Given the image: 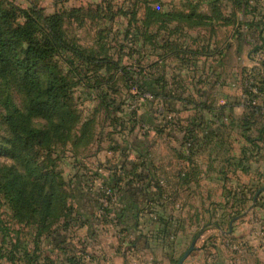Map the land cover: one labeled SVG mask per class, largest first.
I'll list each match as a JSON object with an SVG mask.
<instances>
[{
  "label": "crops",
  "instance_id": "0c3cea01",
  "mask_svg": "<svg viewBox=\"0 0 264 264\" xmlns=\"http://www.w3.org/2000/svg\"><path fill=\"white\" fill-rule=\"evenodd\" d=\"M194 45L185 44L183 49L193 52L195 63L183 65L170 53L155 59L159 70V64H173L171 87L178 84L184 89L181 99L175 100L174 121L180 130L166 135L165 147L149 148L148 156L138 149L140 155L146 154L126 156L131 162L118 165L115 172L121 183L131 178L137 185L120 197L132 206L123 218H137V224L131 231L120 230L124 237L116 242L127 245L122 251L117 247L111 263L102 259L94 264H176L192 241L195 249L182 264H264V190L253 200L264 187V113L245 105L241 89V76L254 63L247 47L239 53L234 47L228 55L240 62L226 71L218 50L208 55L212 63L205 64L204 42ZM154 66L147 70L156 75ZM255 70L254 80L258 74L262 78L258 81L262 99L264 76ZM145 160L151 169L144 170L138 181L134 176ZM241 208L231 232L229 221L222 229L225 219ZM234 242L241 244L233 249Z\"/></svg>",
  "mask_w": 264,
  "mask_h": 264
},
{
  "label": "trees",
  "instance_id": "16d2710c",
  "mask_svg": "<svg viewBox=\"0 0 264 264\" xmlns=\"http://www.w3.org/2000/svg\"><path fill=\"white\" fill-rule=\"evenodd\" d=\"M64 15L63 12L45 14L42 8L34 5L23 8L7 0H0V107L9 132L8 147L3 151L19 164V167L15 164L0 167V194L7 201L17 223L35 225L34 231L29 233L33 243L28 241L20 250L22 264H82L81 259L74 253H69L63 262H56L49 257H43L38 249L42 238H50L61 232L59 230L66 231L75 225L90 223L89 215L81 211L78 200V194L84 193V184L80 180L66 181L55 165L60 160V156L58 158L56 154L65 146L70 144L71 149L78 154L96 137L95 115L88 119L82 117L73 101L72 89L77 84H82L96 93L99 111L113 121L115 126H121L123 123L120 122V117H114L120 103L111 96L118 89L113 77L116 72L124 84L131 82L136 90L149 92L153 98H160L164 102L173 104L175 100L181 99L184 92L178 84L172 88L165 80L164 73L159 76L149 73L147 69L158 63L155 61L141 65L140 59L134 56L135 53L149 47L153 50L151 52L160 51L156 55L160 59L170 53L183 65L196 62L193 52L181 48L175 38L165 37L162 42L150 40L148 44L134 34L133 39L122 41L121 49L124 51L129 47L131 52H128V58H133L135 63L119 66L104 49V45L87 50L70 41L63 29ZM150 15H154V12ZM177 16L187 20V27H197L202 21L210 22L215 17L226 20L220 17L218 10L207 15L198 14V21H192L193 13H177ZM148 23L146 21V25ZM129 25L127 34L129 28H135L131 19ZM259 38L264 43L262 35ZM260 48L261 46L256 50ZM60 61L66 64V72L60 67ZM155 73L157 74L156 70ZM11 78L17 80L25 95L22 107L15 104L9 93ZM133 116L135 117V113ZM34 119H41L42 123L36 126ZM166 128L168 133L180 130L174 123L159 127L158 130L163 132ZM149 164L141 163L140 172L134 176L136 180H143L141 174L144 170L150 172ZM102 179L103 186L109 188L116 203L121 204L116 208H105V211L113 210L116 222L125 224L123 216L132 212V206L120 197L126 188L135 183L134 180L121 183V178L115 171ZM151 184L157 190L160 189L157 184ZM101 190L99 191L102 192ZM148 198L149 196L146 199ZM240 213L237 211L228 221ZM125 220L131 221L130 226H122L121 229L133 230L137 218ZM13 240L16 242L17 236ZM30 243L34 248H29ZM8 244L9 251H0V260L5 257L11 263L15 260L16 246L11 240ZM58 246L63 248L62 244Z\"/></svg>",
  "mask_w": 264,
  "mask_h": 264
},
{
  "label": "rangeland",
  "instance_id": "374dc122",
  "mask_svg": "<svg viewBox=\"0 0 264 264\" xmlns=\"http://www.w3.org/2000/svg\"><path fill=\"white\" fill-rule=\"evenodd\" d=\"M7 1L23 8L34 5L42 8L45 14L65 13L63 29L70 41L85 47L87 50L97 49V45L98 47L104 45V49L108 51L114 61H117L119 66L135 63L133 58H128V52H131L129 47H126L124 51L121 49L122 41L133 39L134 34L136 38L145 43L148 42V44H150V40L162 42L165 37L175 38L181 48L185 44H195L194 46H196L204 42L205 64L206 62L212 63V59H209L208 55L218 50L220 57H224V59L222 58L223 67L226 71L231 66L236 67L240 62L238 60L233 62V59L229 57L230 49L235 47V51L239 53L247 47L245 50H247L248 56L251 55L252 60V54L257 52L256 48L264 47V43L259 38L262 35L264 39V0H246L247 2L245 0ZM217 10L221 15L220 17L226 20L215 17L210 22L202 21L201 25L197 27H187V20L177 16V13H193L192 21H198V14H212ZM152 12L154 15H150ZM130 19L135 23V28H129V34H127ZM146 21L149 22L147 25ZM140 50V53H135L134 56L140 59L141 65L153 63L157 59L156 55L160 53L158 50L151 52L153 50L149 47ZM59 64L62 70L66 72V64L62 61ZM171 65L173 64L171 63L169 66L165 63L159 64L161 70L158 66H154V70L157 71L156 75L159 76L166 71L168 74L165 78L168 79L172 73H175V68H171ZM113 77L118 89L111 96L118 104L120 103V107L114 112V117H120V122L123 123L121 126H115L113 121H110L104 116V113L99 111L96 93L91 92L82 84H77L72 89L73 101L78 110L81 111L82 117L88 119L91 115H95L94 130L96 137L86 149L78 154L74 149H71L70 144L65 146L61 152L56 154L58 158L60 156V160L55 165L66 181L77 182L80 180L84 184V193L78 194V200L81 211L89 215L90 223L81 226L75 225L66 231L59 230L61 232H57L52 237L40 240L38 249L41 255L56 262H63L69 253H74L76 257L81 259L82 264H94L101 262L102 259L106 262L107 260L112 262L117 247L122 251L127 245L124 244L123 240L116 242L117 238L122 239L124 237L120 234L121 227L127 225L129 227L131 221L124 218L125 224L118 223L113 210V212L105 211V208H116L121 204L116 203L109 188L103 186L102 177L106 176L104 173L115 171L118 165L131 162V160L126 159V156L130 155L128 158L133 159L135 155L140 158L146 154L145 152L140 155L137 152L138 149L147 151L148 156L149 148L160 149L165 147L167 145L166 135L174 136L173 134H175L174 130L173 133H168L167 128L163 132L158 130L164 125L176 124L174 121L177 119L175 103L164 102L160 98H153L149 92L136 90L131 82L124 84L118 72ZM257 79L254 81H261L262 79L259 78V74ZM169 81L168 79L167 83L172 85L173 81ZM260 87L263 88L262 84ZM8 90L15 104L22 107L25 95L16 79L11 78L9 80ZM2 113L3 110L0 107V167L12 164L19 167V164L3 151L8 147L9 132ZM133 113H135V117H132ZM33 122L36 126L42 123L41 119H34ZM255 122L258 120L256 119ZM161 133L165 135H157ZM113 150H120L121 155L118 152L114 153ZM145 162L150 163L148 160ZM130 180L132 179L130 178ZM134 184L137 186L136 183ZM243 211L244 209L238 210L241 213ZM240 215L236 217H240ZM229 217L225 219V224L222 226L224 230L227 229L226 224ZM33 228L35 229V225L32 223L25 226L16 222L7 201L0 194V251L1 253L3 250L9 251L8 242L10 243V240L16 246L15 260L10 263L3 257L0 260L1 264L23 263L20 250L23 244L34 241L29 234L34 231ZM131 235L135 237V234ZM15 236H17L16 242L13 240ZM32 243L29 247L31 249L34 248ZM60 244L63 245V248L58 246ZM240 244L234 242L231 244V248L234 249V246L238 247ZM127 251L125 250V253Z\"/></svg>",
  "mask_w": 264,
  "mask_h": 264
},
{
  "label": "built area",
  "instance_id": "2783aa9c",
  "mask_svg": "<svg viewBox=\"0 0 264 264\" xmlns=\"http://www.w3.org/2000/svg\"><path fill=\"white\" fill-rule=\"evenodd\" d=\"M257 52L252 54L253 56V69H257L258 73H261L264 76V47L257 49ZM250 70L244 74V77H241V89L243 94L244 103L247 107L254 108L253 110L260 108L264 113V92L263 98L260 99V92L262 88L258 81H254L255 76L253 71ZM237 246H234L236 248Z\"/></svg>",
  "mask_w": 264,
  "mask_h": 264
},
{
  "label": "water",
  "instance_id": "95a60500",
  "mask_svg": "<svg viewBox=\"0 0 264 264\" xmlns=\"http://www.w3.org/2000/svg\"><path fill=\"white\" fill-rule=\"evenodd\" d=\"M264 190V187H262L261 189H259L254 197L253 200L256 201V198L258 196V194L260 193V191ZM239 217H234L230 220L229 222V227H228V233L231 232L232 229V223L237 220ZM195 249V241H192L191 244L189 245V247L183 252V254L178 258L176 264H182L183 261L186 259V257Z\"/></svg>",
  "mask_w": 264,
  "mask_h": 264
}]
</instances>
